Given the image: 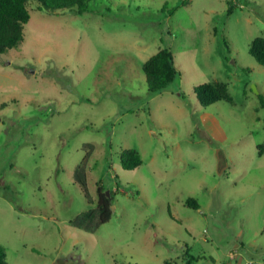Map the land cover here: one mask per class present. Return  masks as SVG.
<instances>
[{
	"label": "rangeland",
	"instance_id": "rangeland-1",
	"mask_svg": "<svg viewBox=\"0 0 264 264\" xmlns=\"http://www.w3.org/2000/svg\"><path fill=\"white\" fill-rule=\"evenodd\" d=\"M39 7L28 3L23 41L0 55L7 264H264V66L249 54L264 0ZM162 49L179 76L150 94L142 68ZM203 84L223 100L203 107ZM128 149L135 171L119 160ZM88 152L93 204L74 180ZM99 187L115 196L112 220L75 229Z\"/></svg>",
	"mask_w": 264,
	"mask_h": 264
},
{
	"label": "trees",
	"instance_id": "trees-1",
	"mask_svg": "<svg viewBox=\"0 0 264 264\" xmlns=\"http://www.w3.org/2000/svg\"><path fill=\"white\" fill-rule=\"evenodd\" d=\"M36 1L39 9H44L48 14L58 13L68 9H75L77 14L83 15L88 9V3L93 0H0V55L6 54L16 48L24 39L25 26L30 21L28 3ZM232 6L228 12L230 13ZM224 46L230 50L225 38L222 39ZM249 54L256 62L264 66V39H255L249 47ZM148 92L150 94H160L171 85L179 76L175 60L169 49H162L155 56L150 58L143 65ZM195 93L203 107L223 100L221 91L213 84H203L195 88ZM260 101L264 105V96L259 95ZM90 159L89 152L86 153L82 162L78 165L74 173L75 183L80 187L89 204H93L90 197L86 176V166ZM120 163L124 170L135 171L143 164L140 154L133 149L124 150L120 154ZM115 196L107 194L102 187L97 191V204L87 213L77 216L72 221L75 229L86 233H95L101 226L110 222L113 218ZM185 205L193 210H199L197 200L188 198ZM0 264H7L4 248L0 246Z\"/></svg>",
	"mask_w": 264,
	"mask_h": 264
},
{
	"label": "water",
	"instance_id": "water-1",
	"mask_svg": "<svg viewBox=\"0 0 264 264\" xmlns=\"http://www.w3.org/2000/svg\"><path fill=\"white\" fill-rule=\"evenodd\" d=\"M254 89H255V92L257 93L258 91H257V89L254 87ZM107 194L109 195V192H107ZM113 210H114V207H113Z\"/></svg>",
	"mask_w": 264,
	"mask_h": 264
}]
</instances>
